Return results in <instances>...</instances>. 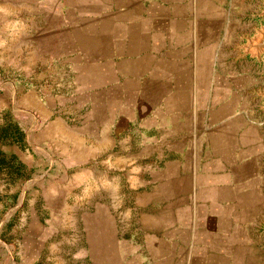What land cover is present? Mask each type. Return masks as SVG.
<instances>
[{
  "label": "crops",
  "instance_id": "0c3cea01",
  "mask_svg": "<svg viewBox=\"0 0 264 264\" xmlns=\"http://www.w3.org/2000/svg\"><path fill=\"white\" fill-rule=\"evenodd\" d=\"M260 4L0 0V120L162 189L123 264H264V60L240 49Z\"/></svg>",
  "mask_w": 264,
  "mask_h": 264
},
{
  "label": "rangeland",
  "instance_id": "374dc122",
  "mask_svg": "<svg viewBox=\"0 0 264 264\" xmlns=\"http://www.w3.org/2000/svg\"><path fill=\"white\" fill-rule=\"evenodd\" d=\"M41 140L0 120V264H123L135 215L163 210L162 189L134 184L133 169L65 168Z\"/></svg>",
  "mask_w": 264,
  "mask_h": 264
},
{
  "label": "water",
  "instance_id": "95a60500",
  "mask_svg": "<svg viewBox=\"0 0 264 264\" xmlns=\"http://www.w3.org/2000/svg\"><path fill=\"white\" fill-rule=\"evenodd\" d=\"M257 17H264V7ZM245 41L246 42L240 48L243 51V57H250L251 59L261 62L264 56V24L260 25L254 36L247 37ZM261 96L264 97V92L261 93Z\"/></svg>",
  "mask_w": 264,
  "mask_h": 264
}]
</instances>
